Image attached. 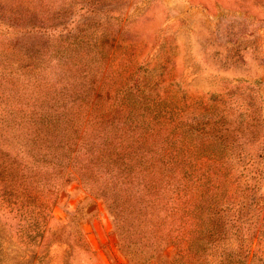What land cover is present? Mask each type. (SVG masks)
Segmentation results:
<instances>
[{
	"label": "rangeland",
	"instance_id": "374dc122",
	"mask_svg": "<svg viewBox=\"0 0 264 264\" xmlns=\"http://www.w3.org/2000/svg\"><path fill=\"white\" fill-rule=\"evenodd\" d=\"M106 136L178 158L214 210L203 264L251 242L264 264V0H0V264H136L105 201L61 178Z\"/></svg>",
	"mask_w": 264,
	"mask_h": 264
},
{
	"label": "trees",
	"instance_id": "16d2710c",
	"mask_svg": "<svg viewBox=\"0 0 264 264\" xmlns=\"http://www.w3.org/2000/svg\"><path fill=\"white\" fill-rule=\"evenodd\" d=\"M102 144L101 149L95 143L85 150L79 142L67 159H59L61 178L78 180L105 201L115 217L124 255L132 263L151 264L173 247L175 255L168 264H203L202 255L215 245L208 224L211 215H206L214 210L203 207L201 192L176 173L178 158L168 154L135 158L131 147L114 143L109 136ZM251 244L246 251L239 247L244 254L222 264H247ZM67 246L72 250L73 245Z\"/></svg>",
	"mask_w": 264,
	"mask_h": 264
}]
</instances>
